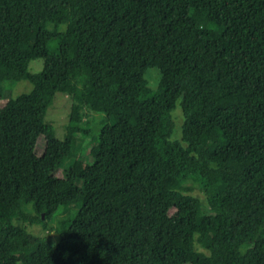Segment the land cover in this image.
<instances>
[{"label":"trees","instance_id":"16d2710c","mask_svg":"<svg viewBox=\"0 0 264 264\" xmlns=\"http://www.w3.org/2000/svg\"><path fill=\"white\" fill-rule=\"evenodd\" d=\"M24 80L0 105V264H264V0H0V88ZM94 113L85 175L56 176ZM58 210L54 244L28 230Z\"/></svg>","mask_w":264,"mask_h":264},{"label":"rangeland","instance_id":"374dc122","mask_svg":"<svg viewBox=\"0 0 264 264\" xmlns=\"http://www.w3.org/2000/svg\"><path fill=\"white\" fill-rule=\"evenodd\" d=\"M42 67V59L32 60L29 64V70L31 72L38 71ZM145 78L148 85L155 89L159 81V72L156 68H150L145 73ZM30 89L29 83L27 81H21L20 83L14 84L12 89L3 90L0 88V105H4L9 98L15 97L20 92L28 91ZM71 100L69 97L63 93H56L52 101L51 106L48 108L45 120L50 122L54 127V134L57 138H63L64 126L67 122L68 112L70 109ZM179 109V106H176ZM175 121L178 125L181 122V113L179 110L175 111ZM101 116L99 114L93 115V121L90 124L91 132L88 134H78L74 143L73 153L70 155H64L60 164V167L55 171L56 176L64 177L65 170L71 169L76 175V181L80 183V180L85 175L87 171V165L91 161L94 153L96 152V141L95 135L100 127ZM88 123V122H87ZM176 130V131H177ZM43 139L39 140L36 147V151L39 152L43 149L44 143ZM78 207V205H77ZM73 208L70 209V211ZM61 219V210H58L57 214L54 216V220L48 221L45 228L40 226H31L28 228L29 231L43 236L48 239L50 244H54L56 240V227L59 225Z\"/></svg>","mask_w":264,"mask_h":264}]
</instances>
